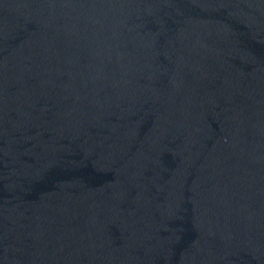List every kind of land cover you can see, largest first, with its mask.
Returning <instances> with one entry per match:
<instances>
[{
    "label": "water",
    "instance_id": "95a60500",
    "mask_svg": "<svg viewBox=\"0 0 264 264\" xmlns=\"http://www.w3.org/2000/svg\"><path fill=\"white\" fill-rule=\"evenodd\" d=\"M0 264H264V0H0Z\"/></svg>",
    "mask_w": 264,
    "mask_h": 264
}]
</instances>
